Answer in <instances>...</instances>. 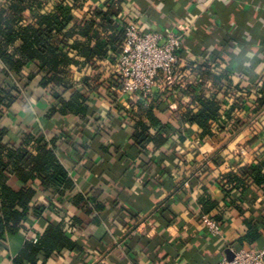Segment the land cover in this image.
<instances>
[{"label": "crops", "instance_id": "obj_1", "mask_svg": "<svg viewBox=\"0 0 264 264\" xmlns=\"http://www.w3.org/2000/svg\"><path fill=\"white\" fill-rule=\"evenodd\" d=\"M84 1V14L101 5ZM127 7L132 11L120 13L119 20L145 32L193 30L183 44L179 79L171 86L159 82L147 98L98 86L89 92L85 117L56 114L48 120L43 116L53 100L36 95L20 98L6 112L0 120L5 141L20 143L23 132L43 130L55 140L75 187L59 196L35 180L32 204L42 206L41 213H31L18 235L0 243V264H12L27 240L36 242L55 222L63 223L74 246L40 254L41 264H215L232 257V249L264 245V190L253 184L231 195L241 212L223 192L228 172L264 159V108L234 136L208 141L205 148L216 146L214 154L190 152L196 126L181 117L188 106L200 110V96L222 98L224 92L257 107L256 84L264 79V0H127ZM108 63L99 61L93 76ZM151 109L161 121L150 132L169 136L160 148L133 140L136 120L150 125L145 111ZM214 156L222 163L201 170L203 160ZM10 185L24 186L16 179ZM208 199L216 202L215 214L226 212L219 237L202 220ZM256 219L260 236L252 241L247 222Z\"/></svg>", "mask_w": 264, "mask_h": 264}, {"label": "trees", "instance_id": "obj_2", "mask_svg": "<svg viewBox=\"0 0 264 264\" xmlns=\"http://www.w3.org/2000/svg\"><path fill=\"white\" fill-rule=\"evenodd\" d=\"M97 1L101 5H96L91 14H84V0H0V120L20 98L32 99L35 95L39 99L48 97L53 100L43 116L48 120L56 114L85 117L91 107L89 92L98 86L108 91L121 87L114 76L99 70L94 77L93 70L102 67L99 61H115L121 52L127 21L124 18L119 20L118 15L132 10L127 7V0ZM79 14H84L85 19L78 21ZM214 54L219 58L222 56L221 51ZM104 76L105 80L95 85V81ZM232 82L236 87L241 86V83ZM256 85L258 105L254 109L248 102L227 92L222 98L219 94L200 96V110L191 106L185 108L182 120L196 126L191 134L190 152L216 153V146L205 148L208 141L234 136L239 126L256 117L264 108V79ZM141 110L139 108L137 114ZM145 112L150 125L139 116L133 140L142 146L152 141L156 148H160L169 138L167 131L165 135L152 134L150 128L161 120L153 109ZM239 113L246 115L244 122L237 117ZM6 133L7 128L0 127V243L8 234L18 235L31 213H41L42 206L32 204L35 180H40L45 188H53L59 196L75 187L58 155L55 140H49L43 130L23 132L20 143L6 142ZM219 158L211 157L201 170L209 171L219 166L222 163ZM227 177V185L223 186L225 197L247 191L253 184L264 190V159L240 166L228 172ZM12 179L21 181L23 188L14 189L10 185ZM230 199L234 207L231 208L241 212L243 209ZM204 203L203 213L223 227L226 212L215 214L216 202L208 199ZM259 223L257 219L247 222L248 237L252 241L260 236ZM73 246L63 223H49L38 240H27L11 262L41 264L40 254L49 255L53 250Z\"/></svg>", "mask_w": 264, "mask_h": 264}, {"label": "built area", "instance_id": "obj_3", "mask_svg": "<svg viewBox=\"0 0 264 264\" xmlns=\"http://www.w3.org/2000/svg\"><path fill=\"white\" fill-rule=\"evenodd\" d=\"M126 21L122 50L115 61L109 60L104 70L106 75L118 79L123 94L144 98L153 93L159 82L164 81L168 86L176 84L184 61L183 44L193 30L145 32L137 23ZM210 159L203 160L201 169ZM202 220L213 237L222 234V226L216 219L204 214ZM232 252L231 258L223 257L215 264H264V246L232 249Z\"/></svg>", "mask_w": 264, "mask_h": 264}, {"label": "water", "instance_id": "obj_4", "mask_svg": "<svg viewBox=\"0 0 264 264\" xmlns=\"http://www.w3.org/2000/svg\"><path fill=\"white\" fill-rule=\"evenodd\" d=\"M231 258V257H230Z\"/></svg>", "mask_w": 264, "mask_h": 264}]
</instances>
